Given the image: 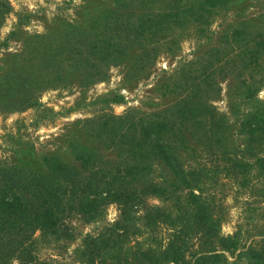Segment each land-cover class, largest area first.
Masks as SVG:
<instances>
[{
    "label": "rangeland",
    "instance_id": "1",
    "mask_svg": "<svg viewBox=\"0 0 264 264\" xmlns=\"http://www.w3.org/2000/svg\"><path fill=\"white\" fill-rule=\"evenodd\" d=\"M6 12L0 24V188L3 173L33 184L46 175L45 157H58L76 165L71 145L92 148L103 164L123 169L122 153L98 141L90 143L82 131L85 120L102 122L103 116H121L139 111L151 117L161 115L166 128L159 134L174 146L191 192L219 221V237L235 238L245 249L223 252L215 248L218 260L204 264H255L240 253L264 237V182L240 179L227 173L233 161L255 164L264 155V143L251 155L240 134L241 116L251 108L240 98L232 101L231 76H215L220 91L209 101L210 108L194 125L199 136L175 143L186 112L179 113V66L201 57L218 44V33L236 16L264 22V0H230L202 22L185 18L179 0H3ZM180 9V11H179ZM184 18V19H183ZM99 46V49H97ZM244 76V75H243ZM9 89H14L9 93ZM31 94L30 105H10L2 100L13 94ZM244 98V97H243ZM186 97L185 100H188ZM264 101V85L256 98ZM9 100V99H8ZM24 106V107H23ZM184 107V106H183ZM186 110V111H185ZM214 113V114H213ZM223 119L225 132L216 140L211 132V115ZM214 117V118H215ZM202 121H201V120ZM125 155V154H124ZM148 174L169 185L171 170L159 158L145 156ZM33 175L36 178L31 179ZM189 190H168L163 198L149 197L146 208H126L108 203L93 218L70 213L56 235L35 231L29 237L30 252L38 264H83L89 242L110 235L106 264H118L112 256L141 255L131 264H189L203 249L199 229L190 212ZM153 221L147 222L145 211ZM176 246V252L169 246ZM202 248V249H201ZM205 245L204 250H212ZM130 251V252H129ZM172 251V248H171ZM221 253V254H220ZM136 256V257H137ZM8 264H21L13 259Z\"/></svg>",
    "mask_w": 264,
    "mask_h": 264
},
{
    "label": "trees",
    "instance_id": "2",
    "mask_svg": "<svg viewBox=\"0 0 264 264\" xmlns=\"http://www.w3.org/2000/svg\"><path fill=\"white\" fill-rule=\"evenodd\" d=\"M230 0H179L185 18L198 22L197 31L204 32L202 22L206 15L213 16L219 7H223ZM5 2L0 0V24L6 15ZM180 11V9H179ZM264 17V15H262ZM184 19V18H183ZM236 16L230 20L218 33V44L207 50L201 57L180 64L179 93L188 100L179 99V113L186 112L184 129L180 126L175 136V143L187 141V136H199L206 132L204 126L194 125L196 118L204 115V110L210 108L209 101L216 98L220 88L215 82L216 75L231 76L235 84L229 86L230 113L236 118V109L232 101L240 98L251 105V108L241 116L240 134L244 136L248 145L242 153L251 155L254 146L260 147L264 143V101L256 98L258 91L264 85V22ZM99 49V46H97ZM244 75V76H243ZM14 89H9L12 93ZM244 97V98H243ZM9 99V100H8ZM3 98L5 104L30 105L31 94L22 89L21 96L14 99L13 94ZM245 103V104H246ZM184 106V107H183ZM24 107V106H23ZM185 110V111H186ZM214 114V113H213ZM211 115V132L216 140L221 141L225 132L223 119H216ZM215 117V118H214ZM102 122L92 120L82 121V131L90 143L96 141L102 145L113 146L122 153L123 169L118 171L103 164L92 148L83 145H71L76 165L64 163L58 157H45L43 166L46 175L39 179L33 175V184L25 181L29 175L17 179L3 173L4 183L0 188V264H8L13 259L21 264H38L34 262L28 244L29 237L35 231L56 235L60 233L63 220L70 213H77L84 218H93L99 208L108 203H116L123 210L126 208H146L149 197L163 198L168 190L188 189L192 199L190 209L194 222L199 229L201 245L199 256H193V263H213L220 257L215 248L223 252H233L241 247L240 243L231 237H219V221L214 220L208 208L191 192L193 184L187 182L185 173L181 171V163L173 152L174 146L160 138V132L166 128L161 115L151 117L136 110L126 112L121 116H103ZM201 120V119H200ZM202 121V120H201ZM125 154V155H124ZM145 156L159 158L171 170L169 185L158 183L145 172ZM225 170L231 172L241 186L251 183V177L262 178L264 182V155L257 158L255 164L233 161ZM147 167V166H146ZM195 187V186H194ZM147 222L153 221L150 212L145 211ZM110 235L98 236L89 242L84 252L83 264H106V258L112 250ZM205 245L212 246V250H204ZM170 251L176 252V246L171 244ZM172 248V251H171ZM242 251V250H241ZM242 254L249 255L255 264H264V237L258 244L246 247ZM130 252V251H129ZM147 254V253H146ZM146 254L139 255L148 261ZM221 254V253H220ZM138 251L133 256H126L123 252L119 257L112 256V261L118 264H131L138 258ZM137 256V257H136ZM43 264V263H41Z\"/></svg>",
    "mask_w": 264,
    "mask_h": 264
}]
</instances>
